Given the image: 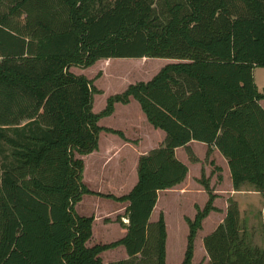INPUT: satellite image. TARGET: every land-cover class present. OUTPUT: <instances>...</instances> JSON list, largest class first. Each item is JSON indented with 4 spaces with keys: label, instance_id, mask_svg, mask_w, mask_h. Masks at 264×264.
Returning a JSON list of instances; mask_svg holds the SVG:
<instances>
[{
    "label": "trees",
    "instance_id": "16d2710c",
    "mask_svg": "<svg viewBox=\"0 0 264 264\" xmlns=\"http://www.w3.org/2000/svg\"><path fill=\"white\" fill-rule=\"evenodd\" d=\"M145 58L176 62L110 97L99 114L92 81L70 72ZM256 68H264V0H0V264H103L101 255L119 247L129 260L153 249L156 264H166L165 217L150 219L159 193L186 180L176 150L191 142L227 160L234 191L248 185L264 194ZM132 99L166 139L139 159L132 191L112 197L128 204L126 236L88 247L95 218L76 212L93 195L81 157L99 149L102 131L123 136L99 121ZM216 198L210 191L204 210L188 220L181 264H193ZM204 246L208 264H264V247L241 227L232 199Z\"/></svg>",
    "mask_w": 264,
    "mask_h": 264
},
{
    "label": "rangeland",
    "instance_id": "374dc122",
    "mask_svg": "<svg viewBox=\"0 0 264 264\" xmlns=\"http://www.w3.org/2000/svg\"><path fill=\"white\" fill-rule=\"evenodd\" d=\"M175 62L149 58L101 60L88 69L71 68L70 72L77 76H85L92 81L96 90L93 96L92 112L99 114L106 108L110 97L123 94L130 85L150 82L163 67ZM254 79L258 91L263 92L264 68L254 70ZM262 107L264 108V101H262ZM116 108V112L111 117L102 118L99 121V126L113 129L122 133L123 136L102 131L99 135V145L105 148L111 143L113 147L111 152L99 149L81 157L86 164L84 183L93 195H85L77 204L76 212L80 216L95 218L93 237L88 247L111 244L126 236V226L129 222L126 218L127 205L112 198H119L130 193L137 183L138 168L136 171L134 167L133 149L125 146L126 138L133 145L139 146V142L150 139L154 142H163L162 135H166L161 130L157 131L159 134L150 132L147 126L149 124L146 122L145 124L142 120V117L144 119L146 117L136 100H133L129 106L117 104ZM133 123L136 125L134 126ZM159 144L161 147L164 143ZM146 145L148 146L147 143L145 147ZM143 149L147 150V148ZM197 152L202 161L197 159L195 154L187 152L190 179L186 186L162 193L156 212L155 214L153 212L150 219V223L155 224L161 214L165 217L168 234L166 264H181L184 261L189 235L188 220L194 221L198 212L204 210L210 199V191L214 193L217 185L221 186L223 195L215 194L216 209H221L223 212L224 207H229V200H234L239 207L241 227L248 231L253 243L264 247V194L253 191V188L248 185L234 194L233 188L223 183V177H225L223 170L220 176L222 181L219 183L218 167L215 165L218 163L217 159L214 161L212 154L210 155L208 151L205 153L200 147L197 148ZM195 161L203 164L191 166ZM219 163L225 166L222 160ZM213 179L215 187L212 188ZM206 185L210 188L209 192L206 190ZM207 218L206 221L204 220L205 223L203 222L204 229L198 232L195 241L193 264L209 262L204 246L205 235L212 227L214 229L216 225H219L221 217L218 213L212 212ZM101 259L103 264L120 261H130L132 264H156L153 249L144 256L138 255L129 260L125 248L119 247L106 251L101 255Z\"/></svg>",
    "mask_w": 264,
    "mask_h": 264
},
{
    "label": "crops",
    "instance_id": "0c3cea01",
    "mask_svg": "<svg viewBox=\"0 0 264 264\" xmlns=\"http://www.w3.org/2000/svg\"><path fill=\"white\" fill-rule=\"evenodd\" d=\"M133 101V99L131 100V102ZM264 101V100H263ZM130 102V103H131ZM130 103L129 104H127V105H124V106H129L130 105ZM260 104H261V106H262V101L260 102ZM123 105V104H122ZM116 106H115V111H114V113L116 112ZM113 113V114H114ZM112 114V115H113ZM111 115V116H112ZM145 115V114H144ZM110 116V117H111ZM146 117V116H145ZM142 120L144 121V123L146 122V123H148L149 124V122H148V120H147V118L146 119H144L143 117H142ZM145 123V124H146ZM134 124V123H133ZM136 124H134V126H135ZM148 126V128H150L149 130H150V132H154V134H159L157 131L158 130H156V129H154L150 124L149 125H147ZM113 130V129H112ZM161 134V133H160ZM162 137H163V142H154V141H152L151 139L150 140H148V141H142L141 143L139 142V146H137V145H133L132 143H130V141L128 140V138H126L127 139V141H125V146H130L132 149H133V153H134V157H135V161H134V167H135V170L137 171V168H138V162H139V159L142 157V156H146V155H148L150 152H152L153 150H156V148L157 147H159V143H164L165 142V139H166V135H162ZM148 144V146L146 145V147H145V144ZM202 148L204 151H205V153L208 151V146L207 145H205V144H202V143H198V142H191L187 147H185V148H178L177 150H176V157H177V159L179 160V161H181V162H183L184 164H186L187 166H188V168H189V173H188V176H187V178H186V180L181 184V185H179V186H177V187H184V186H186V183L189 181V179H190V166H189V160H188V155H187V152L188 153H190V154H195V156L197 157V159H199V160H203L201 157H199V155H198V152H197V148ZM112 145H111V143L108 145V146H106L105 148H103V147H101L100 145H99V149L101 150H104V151H107V150H109L110 152H111V150H112ZM129 148V147H128ZM143 148H147V150H144ZM98 149V150H99ZM97 150V151H98ZM213 151H212V158H213V160L215 161V159H217V161H218V163H215V165L218 167V168H220L221 170H223V174H224V176L225 177H223V183L226 185V186H228L229 188H233V185H232V179H231V173H230V169H229V166H228V162H227V160L219 153V151L218 150H216L215 148H213L212 149ZM182 153V154H181ZM223 161L224 163H225V166H222V165H220V161ZM203 163L202 162H194L193 163V165H191V166H196V165H202ZM85 169H86V164H85ZM218 171V170H217ZM84 172H85V170H84ZM222 175V173H221V171H218V180H219V183H220V181H222L221 179H220V176ZM138 177V176H137ZM137 182H138V178H137ZM137 184V183H136ZM215 181H214V179L212 180V188L213 187H215ZM86 185V184H85ZM136 186V185H135ZM134 186V187H135ZM133 187V188H134ZM221 186L220 185H217L216 186V189H215V192H214V194H216V195H219V196H222L223 194L221 193L222 191V189L220 188ZM176 188V187H175ZM174 188V189H175ZM169 190H167V191H163V192H160L159 193V199H158V202L160 201V198H161V194L162 193H164V192H168ZM232 192L234 193V194H236L237 192H235L233 189H232ZM129 194V193H128ZM127 195V194H126ZM125 196V195H124ZM123 197V196H122ZM233 197V196H232ZM117 198V197H116ZM120 198V197H119ZM158 202H157V204H158ZM120 203V202H119ZM215 203V202H214ZM122 204H126L127 206H128V204L127 203H122ZM215 206V205H214ZM216 207V206H215ZM156 208H157V205H156ZM156 208H155V210H154V214H155V212H156ZM219 211H214L213 213H218L219 215H220V223H219V225L220 224H222L223 223V221H224V219H225V216H226V211H227V207H224L223 208V212L221 211V209H218ZM164 213V212H163ZM165 214V213H164ZM208 219V218H207ZM166 221V220H165ZM206 221V220H205ZM205 223V222H204ZM204 223H203V227H202V229H204ZM218 225V226H219ZM217 225H216V228L218 227ZM216 228H214L213 229V227H212V229H210L209 231V233H207L206 235H205V237L206 236H208V235H210L214 230H216ZM201 229V230H202ZM167 236H168V234H167Z\"/></svg>",
    "mask_w": 264,
    "mask_h": 264
}]
</instances>
